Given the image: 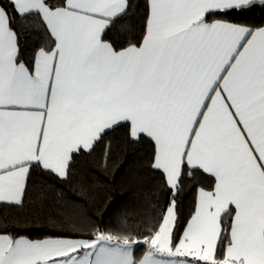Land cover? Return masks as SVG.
Listing matches in <instances>:
<instances>
[{"label":"snow or ice","instance_id":"obj_1","mask_svg":"<svg viewBox=\"0 0 264 264\" xmlns=\"http://www.w3.org/2000/svg\"><path fill=\"white\" fill-rule=\"evenodd\" d=\"M257 10L264 0H0V264H264ZM117 129L147 164L144 210L122 208L113 234L73 222L82 197L67 186L101 145L107 164Z\"/></svg>","mask_w":264,"mask_h":264},{"label":"trees","instance_id":"obj_2","mask_svg":"<svg viewBox=\"0 0 264 264\" xmlns=\"http://www.w3.org/2000/svg\"><path fill=\"white\" fill-rule=\"evenodd\" d=\"M262 15L264 14L257 10L255 13H250L247 19L251 22H259ZM34 40L35 37L31 33L22 36V43L27 47L29 57L32 54ZM108 135L111 137V149L107 164L105 165L103 159L104 149L101 145L90 156H81L77 160L76 176L73 184L67 187L72 188L75 195L82 197L80 200L82 213L73 216V222L90 220L98 228L118 234L120 228L116 223V217L122 208L144 210L143 206L137 203L140 194L135 190L138 186L135 175L141 170L142 165L147 164L146 149L143 146L130 145L120 129ZM199 180L198 177L196 181H185L186 187L180 196L181 210L185 217L195 209V187L199 185ZM3 214L8 215V210L4 209ZM35 226L42 227L43 222H37ZM64 230L69 231L70 228L65 226ZM42 234L34 232L33 236ZM140 251L142 252L143 249Z\"/></svg>","mask_w":264,"mask_h":264}]
</instances>
